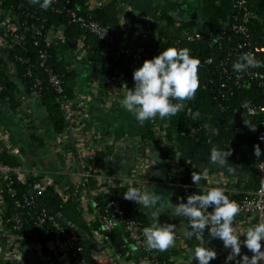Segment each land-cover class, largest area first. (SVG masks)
Masks as SVG:
<instances>
[{
	"label": "crops",
	"instance_id": "obj_1",
	"mask_svg": "<svg viewBox=\"0 0 264 264\" xmlns=\"http://www.w3.org/2000/svg\"><path fill=\"white\" fill-rule=\"evenodd\" d=\"M100 4H111L118 10L120 29L128 42L138 41L139 27L164 32L167 29L164 12L180 21L197 18L194 33L205 36L210 28L209 20L200 11V0H88L90 8ZM133 27L135 31L131 33ZM51 46L75 70L70 82L74 97L65 102L69 114L66 127L60 132L55 130L40 96L34 92L17 91L15 107L0 96V154L7 153L23 166L26 175L20 177L22 182H27L30 175L36 176L43 188L52 186L64 200L75 201L83 220L90 225L99 217L95 197L103 183L111 186L141 183L144 192L161 197L156 207L140 204L141 211L149 223L155 211L160 213L157 219L162 223L176 225L175 245L167 249L173 252L170 260L172 264H188L196 240L186 236L191 230L186 218L174 216L179 199L169 180L170 172L184 173L183 163H189L206 179L208 187H223L228 196L244 191L238 183L254 174L257 161L263 157L254 155V146L258 144L255 135H247L244 145L239 147L214 127L208 128L206 138L199 139L192 126L174 128L167 120L160 135L162 143L156 145L143 135L145 122L137 121L120 105L128 90V78L123 71L114 70L107 62L91 61L84 40L71 41L57 35L52 37ZM0 53L3 59L8 58L2 49ZM213 146L232 150L225 166L210 162ZM98 152L100 162L96 159ZM93 166L94 173L86 177L85 171ZM229 167L233 169L231 173ZM35 184L31 189L35 190ZM1 187L0 181V264H80L65 254L58 235L47 240L21 241L4 219L6 207ZM260 219L238 213L234 219L236 234L242 235ZM118 227L124 233L123 225ZM74 232L77 234L78 228ZM89 234L99 242L102 264H142V252L132 247L129 239L125 242L128 248L124 247L125 251L120 253L105 246L104 235L99 231L92 229ZM210 245L217 253L210 264H225L230 249L224 247L222 240L211 241ZM241 253L251 255L243 246ZM191 264L197 262L193 260Z\"/></svg>",
	"mask_w": 264,
	"mask_h": 264
},
{
	"label": "trees",
	"instance_id": "obj_2",
	"mask_svg": "<svg viewBox=\"0 0 264 264\" xmlns=\"http://www.w3.org/2000/svg\"><path fill=\"white\" fill-rule=\"evenodd\" d=\"M233 1L200 0V11L209 20L210 28L208 32L216 31L220 20L234 14L235 11L231 7ZM249 1L251 9L257 11L262 18V20L249 23L252 37L257 40L261 35H264V0ZM2 7L11 10L18 16L20 32L24 38L17 41L9 39L13 43V47L8 50V58L16 69L13 75L7 71V68H9L8 62L0 57V83L2 86L0 96L15 107L17 105L15 99L17 91L33 92V89L37 88L50 121L57 132L63 131L67 124L62 103L74 97V88L70 82L75 77V70L59 58L53 46L47 44L45 36L51 29L63 26L64 36L69 40H79L80 37L84 36V43L89 48V59L110 63L114 70L123 71L128 78V88L134 86V68L140 66L145 59L158 55L161 50L169 46L187 47L191 50L190 54L199 60L210 55H218V53H213V48L209 47L210 35L194 40L183 37L185 30L193 33L192 28L197 24V18L190 21H180L164 12L162 17L167 22V29L160 34L156 43L143 45L140 41L128 42L127 35L120 29L118 10L111 4L90 8L88 0H55L45 9L41 7L40 3L32 4L30 0H2ZM73 13L77 16H84L89 21L98 22L101 25V33L90 31L77 21ZM177 22L180 23V26L176 24ZM37 25L39 28H36ZM134 31V27L130 29L131 33H134ZM137 45H143L146 51V55L140 61L134 59L133 55L116 54L122 46L134 47ZM206 47L208 48L206 49ZM43 52L48 54L45 66L41 65V54ZM261 61L264 60L261 59ZM47 68L59 76L61 91H58L50 82ZM214 73L209 74L204 67H199V87L194 96L183 101L173 99L172 102L181 104V108L175 115L165 118L174 128L181 125L192 126L199 139L206 138L208 128L214 127L216 131L226 136L233 145L240 147L244 145L247 135H256L264 117L263 114H247L244 104L250 102L255 105H264V87L256 81H248L245 86L240 87L235 84V80L231 76L222 77L218 72ZM37 78L42 83L35 87ZM210 78H213L212 81ZM222 82L226 83V87H220ZM191 111L203 117H194ZM157 124L158 115L155 119L145 121L146 131L143 135L159 145V138L155 132V125ZM100 158L101 153L98 152L96 155L98 162H100ZM0 160L11 165L19 164L7 153H1ZM183 164L185 167L184 173L170 172L169 174V180L174 185L179 202L185 200V198L184 187L175 185L178 178L181 179L182 183L190 184L193 193L200 191V188L192 181V174L200 173L193 169L191 164ZM260 174V170L254 169V174L249 179L238 183V186L244 191H238L230 195L229 198L240 205L247 191L256 190L260 186ZM36 180L37 177L33 175L28 177L27 182H22L17 176H13L12 187L16 190L15 195L8 192L7 186L3 185L2 187L7 206L4 219L13 231L24 236V241L47 240L55 235H58L62 240H68L73 230L60 219L58 220L63 224L64 231L58 230L53 224L47 223L44 226H38L35 222V216L40 211V207L45 208L50 214L59 212L77 226L78 233L71 238H76L83 246V249L77 251L72 259L84 260L86 264H98L91 254L93 246L83 237L84 233H91L92 229L99 231L104 235L105 246H109L120 253L125 251L124 247L128 248L125 246V242L130 239L129 235L125 231L123 233L119 227H115L109 232L104 229L101 217L114 210L109 205L111 200H117L124 209V215L137 219L142 227L150 224L145 213L141 211L140 204L125 199L123 196L127 188L134 185L113 186L107 193L98 194L95 197V202L100 206L99 217L90 225L83 220L75 201L71 199L64 200L54 187L47 186L41 193L31 194L30 190L34 187ZM199 183L207 186V181L203 177ZM25 196L36 199L37 206L34 208L22 206L20 208L17 201L24 204ZM38 198L41 202L38 201ZM13 215H19L23 219L19 231H16L15 223L9 220ZM33 235H36L35 238H33ZM204 239L208 240L209 247H211V241L220 240L211 238L207 230L204 232ZM150 251L156 253L163 264H172L170 260L173 255L172 251L161 252L155 249ZM144 254L145 252H142V259L140 260L142 264H145ZM211 262H214V259Z\"/></svg>",
	"mask_w": 264,
	"mask_h": 264
},
{
	"label": "clouds",
	"instance_id": "obj_3",
	"mask_svg": "<svg viewBox=\"0 0 264 264\" xmlns=\"http://www.w3.org/2000/svg\"><path fill=\"white\" fill-rule=\"evenodd\" d=\"M30 2L40 3L41 7L47 9L52 0ZM190 53L191 50L187 47L169 46L158 55L145 59L140 66L134 68V86L128 88L120 100L121 107L140 123L155 119L157 115L161 119L175 115L181 104L173 103L172 100L190 99L199 87L200 60ZM249 67H264V61L255 59L252 53H244L233 64V69L237 72L246 71ZM231 154L230 148L213 146L209 160L212 164L225 166ZM262 154L264 153L259 144L255 145L254 155L260 157ZM228 171L231 173L233 169L229 167ZM201 179L200 174H192V181L200 191L181 200L174 210V216L188 221L191 230L186 232V236L196 240L188 264L193 260L197 264H210L216 258L215 249L209 247L208 240L204 239L205 230L211 238L222 240L224 247L230 249L225 264H264V218L246 228L242 235L236 234L234 219L240 212L238 202L231 200L223 187L200 185ZM123 196L146 208L156 207L161 199L158 194L153 195L134 186H129ZM151 215L152 222L143 228L146 246L148 250L166 251L175 245L176 225L167 221L162 223L157 219L160 216L158 212L154 211ZM242 246L251 253L250 256L241 253Z\"/></svg>",
	"mask_w": 264,
	"mask_h": 264
},
{
	"label": "built area",
	"instance_id": "obj_4",
	"mask_svg": "<svg viewBox=\"0 0 264 264\" xmlns=\"http://www.w3.org/2000/svg\"><path fill=\"white\" fill-rule=\"evenodd\" d=\"M55 1V0H52ZM104 4H100L97 7H102ZM232 9L235 11L234 14H231L226 19L220 20L218 29L216 31H209L207 35H210V43L209 47L213 48V53H218L214 55L207 56L204 59H200L199 67H204L209 74L214 72H218L222 75V77L231 76L235 80V84L237 86H245L248 81H256L260 82V84L264 87V67H256L251 68L249 67L246 71L237 72L233 69V64L237 61V59L242 56L244 53H252L254 58L257 60H264V35H261L259 39H254L252 37L251 27L249 25L250 22L256 20H262L260 14L257 11L251 9V3L249 0H234L231 4ZM73 16L76 17L77 21L80 22L82 25L87 27L90 31L101 33V25L98 22L89 21L84 16H77L73 13ZM180 26V23H176ZM36 28H39L37 25ZM0 50L2 49L7 53L8 57V50L13 47V43L10 42L9 39L22 40L23 34L20 32V24L18 16L13 13L11 10H6L2 7V0H0ZM39 31V30H37ZM137 37L139 38L138 41L141 44H154L157 42L158 38L160 37V32L155 31L152 28H143L139 27ZM57 35H64V28L60 26L55 29H51L48 31L47 35L45 36V40L47 44L51 45L52 37ZM202 34L199 33H191L185 30L183 32V37H187L190 40L194 39H202ZM79 40H84V36L80 37ZM72 41V40H71ZM143 45L137 46H122L116 52L117 55L126 54V55H133L134 59L140 61L143 56L146 55V51ZM89 50V48L87 47ZM1 54V53H0ZM47 53L43 52L41 54V65L45 66V61L47 58ZM2 58V57H1ZM6 61L10 64L8 73L13 75L15 73V65L9 60ZM8 64V65H9ZM110 64V63H108ZM111 65V64H110ZM49 74V80L53 84V86L58 90L61 91V80L59 76L53 73L50 69L47 68ZM120 71V70H117ZM213 71V72H212ZM216 74V73H214ZM211 81L213 78H210ZM35 87H38L42 81L37 78L36 79ZM220 87H226V83H220ZM2 86L0 87L1 91ZM33 89V92L37 95L38 89ZM66 102V101H65ZM62 103V107L65 111V117L68 120L69 114L66 111V103ZM246 113L249 115H256V114H263L264 115V105H255L250 102H245L244 104ZM167 124V119H161L158 116V124L155 125V132L156 136L159 138V142L162 143V138L160 137L162 132V126ZM255 139L257 143L260 145L262 149V153H264V117L260 125V129L255 135ZM262 159L257 161V168L261 172V184L256 190L247 191L245 198L240 203V212L243 215H255L258 218L264 217V154H262ZM95 167H89L84 175L86 177H90L94 173ZM177 172H179L177 170ZM180 173V172H179ZM26 173L22 165H11L5 163L0 160V181L3 185L7 186L8 192L12 195H15L16 190L12 187L13 183V176H17L19 179L22 176H25ZM39 182V183H38ZM36 188L35 193H41L45 188L42 187L40 184V179L36 180ZM35 184V185H36ZM40 184V185H39ZM130 185H134L136 188L143 191V185L141 183H132ZM175 185H180L184 187L183 193L185 200L187 196L192 194L191 185L188 183H182L181 179L178 178L175 182ZM1 187V192L3 195V188ZM99 194H104L109 191V189L113 186L103 183L100 186ZM4 197V196H3ZM24 204L22 202L17 201V205L21 208L22 206H27L30 208H34L37 206L36 199L32 197H24ZM3 205L7 206L5 199L3 200ZM96 209L99 212L100 206L95 202ZM109 205L113 207V211L106 214L101 215V222L103 223L104 229L106 231H112L115 227H118L120 224L123 225L125 232L129 235L130 243L135 249L145 252L144 254V261L145 264H163V262L159 259L156 253L148 250L145 238L143 236V228L140 221L134 219L130 216L124 215V209L122 205L117 200H111ZM40 211L36 213L35 222L38 226H44L45 224H53L55 227L60 230L64 231L63 224L59 222L58 218L54 214H50L45 208L39 209ZM211 211V208L209 209ZM5 212V213H6ZM10 221L15 223L16 231H19L23 224V219L19 215H13L9 219ZM188 222V221H187ZM73 230V229H72ZM18 238L21 241H24V236L21 233L16 232ZM76 233L73 230L72 235L69 237L68 240L63 241V251L66 255L70 256L71 258L74 257V254L77 251L83 249V246L80 244V241L76 238H71L75 236ZM35 238L36 235H33ZM204 236V233H203ZM37 240V239H36ZM100 251L97 247H94L91 250V254L93 258L98 262V264H102V255L98 254ZM80 264H86L84 260L81 259H74Z\"/></svg>",
	"mask_w": 264,
	"mask_h": 264
},
{
	"label": "water",
	"instance_id": "obj_5",
	"mask_svg": "<svg viewBox=\"0 0 264 264\" xmlns=\"http://www.w3.org/2000/svg\"><path fill=\"white\" fill-rule=\"evenodd\" d=\"M207 48H208V47H206V49H207ZM30 193H31V194H34V193H35L34 189H31V190H30ZM38 201L41 202L39 198H38ZM53 214H54L58 219H60L64 224L70 226L71 229H73V230H77V226H76L75 224H73L72 222H70L66 217H64V215H63L62 213L54 212ZM83 237H84L86 240H88V241L92 244L93 247H98V246H99V242H98V241H97L92 235H90L89 233H84V234H83Z\"/></svg>",
	"mask_w": 264,
	"mask_h": 264
}]
</instances>
